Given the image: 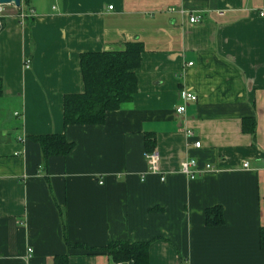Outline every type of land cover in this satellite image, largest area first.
Segmentation results:
<instances>
[{
	"label": "crops",
	"instance_id": "1",
	"mask_svg": "<svg viewBox=\"0 0 264 264\" xmlns=\"http://www.w3.org/2000/svg\"><path fill=\"white\" fill-rule=\"evenodd\" d=\"M2 12L0 104L13 113H0V264H127L86 249L113 240L150 241L149 264H264V0H21ZM137 41L134 99L102 125L65 126L66 95L85 91L81 54ZM53 132L74 147L45 161L30 136ZM213 206L221 226L205 221Z\"/></svg>",
	"mask_w": 264,
	"mask_h": 264
},
{
	"label": "trees",
	"instance_id": "2",
	"mask_svg": "<svg viewBox=\"0 0 264 264\" xmlns=\"http://www.w3.org/2000/svg\"><path fill=\"white\" fill-rule=\"evenodd\" d=\"M31 0H24L28 5ZM3 24V22H2ZM144 46L141 42H129L123 50L82 53L81 67L85 91L81 94H67L64 100V125H102L107 112L117 110L125 102H131L138 91L136 70L140 66ZM3 83L0 78V96ZM245 129V128H244ZM40 145L44 160L54 155L66 156L74 147V142L65 135L54 133L30 136ZM154 142L147 140V151L151 152ZM208 226L225 223L221 206H213L206 211ZM151 242H129L113 240L99 248H86L95 254L105 253L113 262L129 264H149ZM72 244L68 243V246ZM76 247H83L75 244ZM260 248L264 250V227L260 230ZM69 256H59L55 264H68Z\"/></svg>",
	"mask_w": 264,
	"mask_h": 264
},
{
	"label": "built area",
	"instance_id": "3",
	"mask_svg": "<svg viewBox=\"0 0 264 264\" xmlns=\"http://www.w3.org/2000/svg\"><path fill=\"white\" fill-rule=\"evenodd\" d=\"M109 8H112V6H109ZM2 11H3V5H0V14L3 13ZM34 14H35V12L33 10L28 9V10H25L21 13V17L24 19L25 17L30 16V15L34 16ZM260 15L264 16V12H261ZM199 19H200V17L198 15L193 14L190 16L189 21H191V23H193V22L196 23V22H199ZM24 65L26 68H29L31 65V59L30 58L25 59ZM181 93H182V96L185 100L196 101V99H197V95L192 93V92H189L186 90H181ZM186 110H187V107L184 104H182L181 106H178L177 113L182 114V113L186 112ZM187 134L190 137L194 136L190 130L187 131ZM193 146H194V148L200 147L201 141L200 140L195 141ZM159 159H160V153L156 150H154L153 152H150V153H146V160H147V163L149 165V167H148L149 173L159 172V170H160ZM181 164H182V168H181L182 174H185L190 179H195V177L199 171V167H198L196 160L186 159ZM244 166L247 167L248 163H245ZM206 168L209 169V168H211V166L207 165ZM164 178H165L164 176H161L162 180H165ZM143 179H144V176L142 177V180ZM28 251L31 252L32 250L28 249ZM182 264H189V262L186 260Z\"/></svg>",
	"mask_w": 264,
	"mask_h": 264
},
{
	"label": "water",
	"instance_id": "4",
	"mask_svg": "<svg viewBox=\"0 0 264 264\" xmlns=\"http://www.w3.org/2000/svg\"><path fill=\"white\" fill-rule=\"evenodd\" d=\"M7 4H13L17 8H19L21 6V0H0V5H7ZM1 28L2 26L0 24V30Z\"/></svg>",
	"mask_w": 264,
	"mask_h": 264
},
{
	"label": "rangeland",
	"instance_id": "5",
	"mask_svg": "<svg viewBox=\"0 0 264 264\" xmlns=\"http://www.w3.org/2000/svg\"><path fill=\"white\" fill-rule=\"evenodd\" d=\"M5 107L6 106H3L0 104V113H3V114H5V116H8L9 112L10 111L12 112V109L10 107H6V108ZM11 116H13V115L11 114Z\"/></svg>",
	"mask_w": 264,
	"mask_h": 264
}]
</instances>
